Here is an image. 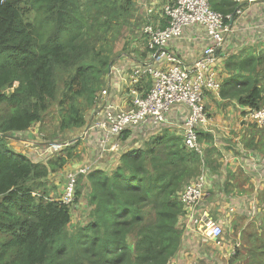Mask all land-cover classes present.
Wrapping results in <instances>:
<instances>
[{
  "label": "trees",
  "instance_id": "trees-1",
  "mask_svg": "<svg viewBox=\"0 0 264 264\" xmlns=\"http://www.w3.org/2000/svg\"><path fill=\"white\" fill-rule=\"evenodd\" d=\"M211 5L225 17L239 7L234 0ZM135 11L136 0H0V264H169L179 253L185 207L178 193L200 173L202 158L176 133L166 130L145 148L126 152L112 170L93 169L84 182L89 219L72 231L71 208L46 181L78 160L80 141L41 165L7 139L48 116L59 115L64 136L83 128L111 67L130 50V44L121 53L116 47ZM243 54L227 61L233 74L221 97L259 110L264 53ZM212 138L200 135L207 143ZM205 162L211 165L206 155ZM258 231L231 264H264V221Z\"/></svg>",
  "mask_w": 264,
  "mask_h": 264
},
{
  "label": "built area",
  "instance_id": "built-area-1",
  "mask_svg": "<svg viewBox=\"0 0 264 264\" xmlns=\"http://www.w3.org/2000/svg\"><path fill=\"white\" fill-rule=\"evenodd\" d=\"M234 1L239 4L234 13L235 23L244 17L247 5L258 3L259 0ZM153 4L162 5L161 14L167 26L159 28L151 22L143 26L142 32L146 37L148 51L147 59L134 62L130 68L121 64H114L111 67L109 72L111 82L100 92L96 105L89 113V122L75 138L89 145L94 152V158L77 170L64 171L63 177L57 175V187L62 181L64 183L55 198L58 202L69 206L75 215L79 179L83 176V181L86 182L88 174L101 165V161L120 149L124 137L127 138L128 143L137 144L134 149L138 150L145 148L154 137L162 135L164 131H175L182 138L184 146L202 158L203 166L202 173L185 184L178 193V200L185 207V214L178 223L182 232L183 252L186 256L194 254L195 244H202L206 239L214 241L217 247L224 250L226 243L223 236L227 221L223 216L225 215V218L235 216L240 202H232L220 219H216L202 208L209 195L211 176L205 162L207 143L200 139L199 133L200 131L212 133L214 130L216 119L209 112L207 101L210 94L221 98L224 78L219 69V55L226 53V47L230 44L229 38L234 24L231 26L226 21L230 22L233 15L225 17L216 12L212 8L211 0H166L164 3L156 0L139 1L141 10L145 13L151 11L150 5ZM256 28L257 22L248 30L254 31ZM189 44L201 45L202 48L199 57L185 65L178 49ZM255 44L257 43H251L252 46ZM118 78L128 83V108L114 101V98L122 93ZM147 82H150L148 90L144 89ZM176 108L185 109L179 122L170 118ZM242 117L243 126L254 124L264 129V108L259 110L250 108ZM33 129L35 128L16 134L25 148L32 152L27 158L35 164L48 165L55 156L73 144L71 142L74 139L66 142L42 143L30 137L22 142L21 135L30 134ZM213 138V147L226 146L222 137L213 136ZM243 158L254 173L255 184L260 188L264 184V155L248 152ZM118 165L119 163L113 167L99 168L112 170ZM224 170L228 171V169ZM222 182L223 180L219 181L220 184ZM85 190L90 192L86 186ZM89 192L83 193L82 198L88 200ZM249 206L248 216L254 221L259 213V203L252 200ZM235 248L237 246L231 247L225 257L232 259L236 255Z\"/></svg>",
  "mask_w": 264,
  "mask_h": 264
},
{
  "label": "crops",
  "instance_id": "crops-1",
  "mask_svg": "<svg viewBox=\"0 0 264 264\" xmlns=\"http://www.w3.org/2000/svg\"><path fill=\"white\" fill-rule=\"evenodd\" d=\"M139 1L140 0L137 2L139 3ZM156 1L164 3L166 0ZM161 7L162 5H150L151 11H148V13H145L143 10H141V6H139V9L144 16L149 15L150 21L154 26L164 28L167 26V22L162 18ZM155 12L160 14L161 17L157 16V20L154 22L151 17ZM255 22H257L256 30H248L249 27H251ZM263 26L264 0H259L258 3L253 5H247L245 9V15L242 20L235 21L232 27V32L229 38L230 44H228L226 47V53H221L219 55V69L222 77L224 78V82L233 74L229 73L226 69V63L231 56L241 55L245 52L258 54L259 50H264ZM141 35V40L144 42V47L141 43H139L140 40H135V42L139 43V46L135 43L130 46V50L128 52L121 53L115 63L116 65H126L128 68H130L134 62L147 59L148 51L146 48V37L143 35V32ZM258 35L262 36L252 39ZM252 42L257 44L252 46ZM201 48V45L189 44L178 49L185 65L190 64L197 57H199ZM110 82L111 77L108 75L107 85H109ZM118 82L122 93L117 95L114 98V101L116 103L122 104L123 107L128 108V83L120 80L119 78ZM144 89H146L145 85ZM207 107L209 112L215 116L216 123L212 133L200 131L199 135H202L203 138H206L207 135L211 138L213 136L222 137L226 146L221 148L213 147V138L211 143H207L205 140H202L203 142L207 143L206 156L207 159L211 161V165H207V171L211 176V185L209 186V195L202 204V208L207 210L216 219H220L232 202L239 201L240 204L238 205V213L228 222L230 227L238 226V230L240 218L248 221L250 202L252 200H256L259 204H262L260 199L258 200L255 198V196H251V192L256 188L255 178L254 173H252L247 163H245L243 155L248 152H256L264 155V129L259 128L254 124L250 126L242 125V116L250 108L241 106L236 100L223 99L222 97L218 98L217 96L210 94L207 101ZM183 112H185V109L176 108L170 115V118L172 121L179 122L182 119ZM89 113H91V111ZM89 113L87 116V123L89 122ZM86 125L81 129H72L66 133V135L79 136V134L85 129ZM38 133V130L33 129L30 133V137L35 139L36 137L34 138V136H37ZM13 138L17 139V135L16 137L12 136V138H9L12 143V145L10 143V146H13L12 148L15 151L25 156L31 155L32 152L30 149L25 148L20 140L17 139V141H15ZM79 144L80 145L76 150V153L80 156L78 160L66 166L63 171L58 173V175L62 176L63 172L67 170H77L92 161L94 158L93 150L83 140H80ZM257 145L259 146V149H257ZM134 147H137V144L128 143L127 138L124 137L121 141L120 149L111 153L109 158L106 159L107 161H101V165L98 167L104 168L106 166H115V164L120 163V156L130 150H133ZM224 169H228V171H225ZM224 172L227 173L224 175ZM56 178L57 176L54 180L55 184H57ZM220 180H223L221 184L219 183ZM262 191H264V184L260 186V192L264 193ZM88 192L89 191L86 190V193ZM80 202L83 203V205H81ZM88 202L89 201L86 200L85 197L79 201L80 205L77 207L73 217V225H75L78 219L85 216L87 211L90 213L92 209L91 205L89 209H85L87 206L86 203ZM76 218L78 219L74 223V219ZM224 242L226 243L225 249L221 250L216 246L214 241L206 239L202 242V244L196 243L194 246V254L189 256L185 255L181 246L178 256L174 258V260L172 259L175 263L172 261L170 264H229L232 262L233 258L231 259L229 257H225V255L226 253H229L231 243L227 240Z\"/></svg>",
  "mask_w": 264,
  "mask_h": 264
},
{
  "label": "rangeland",
  "instance_id": "rangeland-1",
  "mask_svg": "<svg viewBox=\"0 0 264 264\" xmlns=\"http://www.w3.org/2000/svg\"><path fill=\"white\" fill-rule=\"evenodd\" d=\"M137 1L138 0H136L138 11L134 12V18L130 20L131 24L129 26V29L126 27L123 31V36H122L123 38L121 39V41L119 42V44L116 47L117 48L116 51L118 53H121L120 51H122V49L127 44H130V46H132L135 43L138 46H139V43H141L142 45L144 44V42L141 40L142 39L141 38L142 28L145 24H147L148 22H151V21H150L149 16L148 17L144 16L141 13V10L139 9L140 5ZM135 10H136V7H135ZM157 16L161 17L160 14L155 12L154 15L151 17V19L155 22L157 20ZM135 40H138V41L140 40V41L138 43V42H135ZM143 47H144V45H143ZM259 53H264V50H262V49L259 50L258 54ZM146 85H148V84H146ZM58 120H59V115H55V116H51V117L48 116V117H46V119L42 123H40L36 127H34L39 132L37 136H34V138L36 137L34 140H37L38 142H42V143H50V142H55V141L66 142V141H70V140L76 138L75 136H77V135H75V136H67V135L64 136V134H61L58 130V125H59ZM13 135H17V134L12 133L7 138L9 141V146L11 143V140L9 138H12ZM30 136L31 135L29 133L21 135V138L23 139L22 142L29 139ZM17 139L13 138V140H15V141H17ZM11 145H12V143H11ZM22 145L25 147L24 144H22ZM35 154H36V152L33 153V155H35ZM199 167H200V169H199L200 173L198 175H196L195 177H193L191 180L195 179L197 176H199L202 173V171H203L202 163H201V166L199 165ZM54 175H52L50 177L49 181H46V186L48 188L55 187V190L52 194H54L56 196L59 194L61 185L64 183V181L59 183V186L57 187V185L54 183V180L58 174H54ZM81 181H82V178H81ZM190 181H188L187 183H189ZM83 182L84 181H82V184H81L82 193H86V190H85L86 184H84ZM262 192H264V191H262ZM252 195L255 196L256 199H258V200L260 199L261 192H260V188L257 185H256V188L251 192V196ZM81 198H80V200H81ZM87 199H88V197H87ZM79 201L76 202V204H75V205H77L76 207H78L80 205L81 202L79 203ZM88 201H89V199H88ZM81 205H83V203H81ZM86 205L87 206L85 207V209H88L91 205L90 201L88 203H86ZM73 216H74V212L72 211V217ZM226 217L227 218H225V215L223 216V218L226 219V221H227L226 225H225V233L223 236V240L230 241L231 247L237 246V248H235V251L237 254V250L244 251L246 249V240L248 238V235L259 233L258 230L262 226L263 221H264V204H259V213L254 218L255 222L253 220H251L250 217L248 218V221L244 220L243 218H240V225H239L238 230H237L238 226L230 227L229 223H228L230 221V219H233L234 216H232V217L226 216ZM77 219L78 218L74 219V223ZM88 219H89V213L86 212V215L81 217L80 219H78L77 222L75 223V225L71 224L72 228H70V230L72 231L73 229H75L79 225L83 226L88 221ZM254 223H256V225H254ZM229 264H231V262Z\"/></svg>",
  "mask_w": 264,
  "mask_h": 264
},
{
  "label": "water",
  "instance_id": "water-1",
  "mask_svg": "<svg viewBox=\"0 0 264 264\" xmlns=\"http://www.w3.org/2000/svg\"><path fill=\"white\" fill-rule=\"evenodd\" d=\"M234 19H235V14L232 16V19L230 21L231 26L234 24ZM76 140L79 141L78 139H74L72 140L71 144L77 142Z\"/></svg>",
  "mask_w": 264,
  "mask_h": 264
}]
</instances>
